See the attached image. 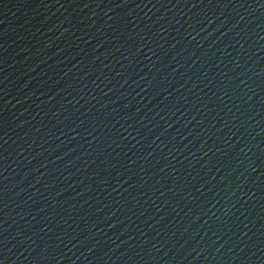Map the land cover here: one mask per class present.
Returning a JSON list of instances; mask_svg holds the SVG:
<instances>
[{"label": "water", "instance_id": "obj_1", "mask_svg": "<svg viewBox=\"0 0 264 264\" xmlns=\"http://www.w3.org/2000/svg\"><path fill=\"white\" fill-rule=\"evenodd\" d=\"M0 264H264V0H0Z\"/></svg>", "mask_w": 264, "mask_h": 264}]
</instances>
